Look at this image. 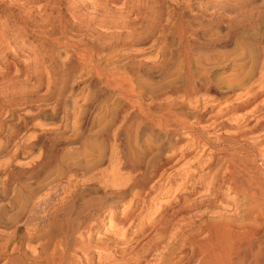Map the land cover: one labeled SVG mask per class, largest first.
Segmentation results:
<instances>
[{"label": "rangeland", "instance_id": "1", "mask_svg": "<svg viewBox=\"0 0 264 264\" xmlns=\"http://www.w3.org/2000/svg\"><path fill=\"white\" fill-rule=\"evenodd\" d=\"M0 25V264H264L262 160L198 139L264 142V0H0Z\"/></svg>", "mask_w": 264, "mask_h": 264}, {"label": "bare ground", "instance_id": "2", "mask_svg": "<svg viewBox=\"0 0 264 264\" xmlns=\"http://www.w3.org/2000/svg\"><path fill=\"white\" fill-rule=\"evenodd\" d=\"M7 27H4V26H1L0 25V51H5L4 50V47H6V45H9L11 42H10V33L8 32V28L6 29ZM190 64V63H189ZM9 68V67H8ZM10 70H12V68H10ZM17 70V68L15 69ZM188 71V70H187ZM17 72V71H16ZM188 82L178 91H176L178 93V95H182L184 96L186 99H196L195 102H200L201 101V98H204L205 99H209V100H212V96L214 97V94L212 92V90H209L206 89L203 85H200V84H197V81L195 80L194 78V75L192 74L191 70L188 72ZM1 75V74H0ZM9 78V77H8ZM1 80V79H0ZM206 85V84H205ZM216 96V94H215ZM182 98V99H185V98ZM211 98V99H210ZM215 99V98H214ZM174 101L175 98H174ZM177 102V101H176ZM178 103V102H177ZM196 104V103H195ZM170 109V108H169ZM233 112L236 113V110H234ZM229 114L232 113V112H228ZM175 118H177V116L175 115ZM188 118V117H187ZM174 119V118H173ZM178 119V118H177ZM175 120V119H174ZM186 121V119H185ZM188 122V121H186ZM186 122H184L183 120H180L179 123H182V124H186ZM169 123V122H168ZM176 123H178L176 121ZM160 126H167V122L164 121V119L160 120L159 123ZM188 125V123H187ZM219 125V129L220 130H224L225 129V124H218ZM169 127V125H168ZM178 127H182V126H178ZM184 127V126H183ZM182 127V128H183ZM188 127V126H187ZM186 128V127H185ZM221 133H224V132H221ZM236 133V132H235ZM241 135V133H240ZM240 135L237 136V138L235 140H230L229 138H227L224 134H221V137H220V140L218 141V145L215 144V141L213 142L212 140H209L211 137H208L209 139L206 140V136L205 137H202L204 135H202L200 138L198 137L200 143L202 144H207L208 146H210L211 148H220L222 151V154L226 157H228L229 159H232L233 156L237 153V152H241V153H245V154H248V155H251L252 156V159L254 160V162L256 163L258 161V159L260 158V160H262V164L264 165V142H256L254 144H248V145H245V146H239L240 144ZM197 141V140H196ZM199 143V142H198ZM261 194V193H259ZM264 195V194H263ZM38 207L37 204L34 205V209H36ZM55 219V218H54ZM80 220V219H78ZM82 221V220H81ZM79 223V221H78ZM55 225H56V228L63 232L64 235L67 234V232L71 229L73 232H78L80 231V228L79 226L77 227L75 222L69 218V217H64V218H61V219H55ZM82 229V228H81ZM70 231V232H72ZM70 232H69V235H70ZM241 238L242 237H254L256 236L258 233H259V227H248L246 226L245 228H243V230H241ZM81 234V233H80ZM82 235V234H81ZM65 237V236H64ZM67 239V238H66ZM62 240V239H61ZM60 240V241H61ZM63 241V240H62ZM64 242V241H63ZM7 243V242H6ZM62 244V242H61ZM63 246V245H62ZM65 246V245H64ZM63 249V247H62ZM235 249H231L229 250V253H228V257L227 259L226 258H218L219 261H218V264H233V262L231 261V258H230V253L233 252ZM46 251V250H45ZM7 250H3L2 254L1 255H4L6 254ZM237 252V251H236ZM48 253V252H47ZM59 253V252H58ZM57 253V254H58ZM48 255V254H47ZM46 257V255H45ZM71 259V258H70ZM16 260V259H15ZM68 260V259H67ZM77 260V259H76ZM57 261V257L56 256H49V257H46V259L44 260L43 264H54L55 262ZM74 261V260H72ZM36 262V261H35ZM67 262V261H66ZM5 264H17L12 258L9 259ZM30 264V263H28ZM32 264V263H31ZM34 264V263H33ZM37 264V263H36ZM39 264V263H38ZM42 264V262H41ZM57 264V262H56Z\"/></svg>", "mask_w": 264, "mask_h": 264}]
</instances>
